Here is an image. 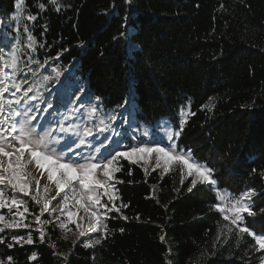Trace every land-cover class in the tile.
<instances>
[{
  "label": "trees",
  "instance_id": "16d2710c",
  "mask_svg": "<svg viewBox=\"0 0 264 264\" xmlns=\"http://www.w3.org/2000/svg\"><path fill=\"white\" fill-rule=\"evenodd\" d=\"M14 3L0 0V20L16 11ZM25 7L37 17L29 29L38 57L45 61L62 53L63 68L78 60L74 74L106 111L133 96L137 126H159L167 118L179 130V113L188 106L177 148L214 169L219 188L236 196L255 189V214H246L245 223L264 234V0H63L60 11L49 0H25ZM120 165L116 204L128 207L108 219L109 234L100 245L73 246L58 240L53 228L45 243L35 236L32 244L20 245L6 231L0 234V261L193 264L223 221L216 192L201 183L189 192L191 179L178 184L173 173L145 175L126 159ZM50 240L69 252L66 262ZM251 243L212 253L200 264H256ZM33 252L36 260L29 259Z\"/></svg>",
  "mask_w": 264,
  "mask_h": 264
},
{
  "label": "snow or ice",
  "instance_id": "6c2138e0",
  "mask_svg": "<svg viewBox=\"0 0 264 264\" xmlns=\"http://www.w3.org/2000/svg\"><path fill=\"white\" fill-rule=\"evenodd\" d=\"M49 2L55 6V11H60L58 0H49ZM24 5L25 0H15L14 7L17 15L13 19L17 22L21 20L25 12ZM38 7L41 10H45L46 8L44 4H39ZM26 19L35 21L37 17L35 15H28ZM16 32V48L10 53L11 62L10 64H5L4 67H0V117H3L0 119V126L8 123L10 118L3 115L5 104L11 106L14 102L18 105L21 99L28 97V94L34 90L37 92V95L31 96V100H36L38 95H40L36 85L33 84L26 90H23V96L15 101L5 99V93L10 91L5 83L8 76L5 68L12 69L13 79L11 87L15 89V91L11 92L13 97L22 91L24 84L28 83L27 79L19 81L15 79V75L23 71L19 67L18 53L21 50L19 26H17ZM24 32L27 33V48L35 53L37 49L36 38L29 31L27 25L24 26ZM39 47L43 48L44 44L40 43ZM61 54L59 53L55 59H58ZM29 63L40 64V61L29 56ZM47 63L48 61L45 60L44 64L46 65ZM25 66L27 67V65ZM31 71H33V75H36L34 70ZM52 72L56 73L57 77L60 75V72L55 67L52 68ZM42 79L48 82L54 78L45 75ZM96 99L99 100V97ZM48 107L51 108L52 104L48 103ZM118 107H123V105ZM205 107L207 108L208 105H205ZM11 115L18 116L20 113L14 112ZM86 115L89 119H99L100 125H102V127L98 126L101 134L111 130L110 124L106 123L103 118H100L99 109L96 106H91ZM188 115L189 113H184L185 119L181 121L178 131L167 132V141L171 142L174 138H179L183 131V125L187 122ZM191 115H195V113H191ZM118 116L122 118V114L120 113L110 114L107 120L114 123L118 119ZM31 119H35V117ZM122 123H127V120L122 118ZM27 125L28 122L25 121L19 128L16 127V124H12L10 128L0 129V210L7 209L10 214V218L8 219H6L5 215L0 214V233H3L6 229L30 228L31 224L25 221L27 215H33L35 224L40 226L39 239L41 242L45 239L42 227L44 224H55L63 233L73 232L70 225H75V230L78 232L77 240L81 237H89L83 241L82 246L84 248L100 245L104 239H107L109 234L106 222L111 218L109 213L112 211L120 213L121 207H128L127 204L121 203L120 206L116 204V201L120 199L117 195L116 184L123 183L115 175L122 170V165H120L121 159H126L131 164H141L145 175H147L149 172L147 165L155 157L154 167L151 170L161 169V177L163 174L170 172L174 165H179L181 167V184H183L184 178H192L188 187L189 192L198 183L210 185H215L216 183L213 179L214 169L197 162L190 150L186 153L177 152L172 143H169L168 146H162L163 140L141 141L140 144L128 150L121 151L114 149L107 155L102 154L101 148L98 147L93 149L95 154L90 153L87 156H82L81 160L83 162L81 160L66 161L63 154H57L54 150H49L44 137L36 138L34 129ZM60 131L69 132L73 131V129L61 128ZM6 132L12 134L10 138L3 134ZM76 135L80 137L77 146L85 145L89 143L86 138L92 136L93 131L91 128L85 127L82 134L76 132ZM142 135L148 137L149 133L145 131ZM109 143H111L110 140ZM101 147H104V145L102 144ZM32 164L39 170L38 177L28 171V166ZM41 179H46L47 183L41 185ZM33 184L35 185L34 188ZM49 184L54 185V195L51 194ZM6 189H11L14 193L29 196L35 204L40 205L39 214L30 213L27 203L16 196L8 195ZM61 193L64 195L61 196ZM216 195L222 203L215 205V208L219 213L223 214V220L227 221L220 233H218V238L220 235L225 234V230L228 234L238 230L237 246H239L240 241L243 239V234L247 233L254 239V244L251 247L255 251H264V234L258 235L249 228L242 226L245 220V213L248 215L255 214L251 208L252 197L257 195L255 189H249L237 197L220 191H217ZM54 200L57 201L56 207L52 206V201ZM46 212L50 216H53V219L42 221L41 217ZM123 219L127 220L128 217L123 216ZM136 219H139V216ZM120 231L123 232L124 229L121 228ZM92 234L98 235L93 237ZM64 238L67 239V235ZM12 239L15 243H33L30 233L27 239L23 236H13ZM160 239L163 241L164 237L161 236ZM3 242V238L0 237V243ZM75 243L76 241H73V246H75ZM12 246V244H8V247ZM29 259L36 260V253L33 252ZM64 259L66 262L67 256H64ZM7 261L8 264H11L12 257H8ZM260 261L261 264H264V256L260 258ZM0 264H5V262L0 261ZM167 264H171V261L169 260Z\"/></svg>",
  "mask_w": 264,
  "mask_h": 264
},
{
  "label": "rangeland",
  "instance_id": "374dc122",
  "mask_svg": "<svg viewBox=\"0 0 264 264\" xmlns=\"http://www.w3.org/2000/svg\"><path fill=\"white\" fill-rule=\"evenodd\" d=\"M62 1L63 0H58V6ZM16 15L17 12L15 11L9 19L2 18L0 20V67H4L5 64H10L11 62L10 53L16 48V28L17 26H19V39L21 49L18 53L19 67L23 69V71L18 72L15 75V79L17 81L27 79L28 83L24 84L22 91L18 92L16 96L13 97L11 95V92L15 91V89L11 87L13 79L12 69L5 68V72L8 73L5 83L10 89L8 93H5V99L15 101L16 99L23 96V90H26L33 84L36 85V88L39 90L40 95H38V98L36 100H31V96L37 95V92L34 90L33 92L28 94V97H24L23 99H21L20 104L18 105L14 102L11 106L5 104V112L3 115L9 116L10 118L8 123L0 126V129L10 128L12 124H16V127L19 128L21 124L27 121V126L34 129L36 138L44 137L48 144L49 150H54L57 154H63L66 161L81 160L82 156H87L90 153L95 154L93 152V149L98 147L101 148L102 154L107 155L114 149H119L121 151L128 150L129 148L140 144L141 141L149 142L153 139L163 140L162 146H168L169 143L174 144L177 152H188L183 150L181 151L177 148V138H174L171 142L167 141V132L178 131L169 119H163L160 122L159 126H137L135 120L136 105L135 103L131 102L130 98H128L127 103H125L120 109L116 111H106L99 100L93 98L90 95H86L85 92L87 89V85L85 83H81L82 80H80V77H77L74 74L77 68L78 60H75L68 67L63 68L62 66H59V58L55 59V57H57L55 56L53 58L47 59L48 63L45 65L44 61L38 57L37 49L36 52L33 53L30 49L27 48V33L24 32V26L27 25L29 29L31 21L26 19V17L29 15L26 11V7L25 12L19 22L13 19ZM128 31H132V29L129 28ZM29 56H31L33 59L39 60L40 64L29 63ZM25 65H27V67ZM54 67L57 68V70L60 72V75L58 77L56 76V73L52 72V68ZM30 69L34 70L36 75H33V71H31ZM69 74L75 76V80H73L72 82L69 79ZM45 75L53 77L54 79L45 82L42 79ZM48 103L52 104L51 108L48 107ZM93 105L99 109L100 118H103L106 123L110 124V131H105L101 134L98 126L102 127V125H100L99 119H89L87 117V111ZM207 105V109H209L211 107V103H208ZM14 112H19L20 115H11ZM186 112L189 113L188 106L184 107V109H182L179 113L180 122L185 119L184 113ZM113 113L122 114V118L126 119L127 123H122V118L119 116L114 123L108 121V115ZM32 117H35V119H31ZM2 118L3 117H0V119ZM85 127L91 128L93 131V135L86 138L89 143L77 146L79 144L80 137L76 135V132H80L82 134L83 129ZM61 128H72L73 131L62 132L60 131ZM145 131L149 133L148 137L142 135V133ZM3 134L9 136V138L12 135L11 133L7 132ZM109 140L111 141V143H109ZM102 144L104 145V147H101ZM154 160L155 157H153L152 161H150V163L147 165L149 171H152L151 169L154 167ZM195 160L197 162H200L197 159ZM81 162L83 161L81 160ZM200 163L207 165L203 162ZM139 165L141 166V164ZM156 170L159 171L161 174V169ZM28 171L37 177L39 176V170L34 166V164L28 166ZM169 173H173L175 182L181 184V167L179 165H174L173 169L170 172L163 174V176ZM188 179L192 178H184L183 183L187 182ZM40 183L41 185H44L45 183H47V181L46 179H41ZM210 186L216 193L217 191L227 192L231 196L237 197L236 195L230 193L228 190L219 188L217 182L215 183V185ZM34 187L35 185L33 184V188ZM49 188L51 190V194L54 195V185L49 184ZM6 193L10 196H16L17 198L24 200L27 203L30 213L36 214L32 210L31 206H29L30 204L38 207V209L40 208V205L35 204V202L32 201L29 196H24L20 193H14L11 191V189H6ZM63 195L64 194L61 193V196ZM221 203L222 202L218 199L217 204ZM52 206H57L56 200L52 201ZM109 206L111 207V205ZM0 214L5 215L6 219L10 218V214L8 213L7 209L0 210ZM246 214L247 213L244 214V217H246ZM109 216H117V212L112 211L109 213ZM221 216L223 218V214H221ZM50 219H53V216H50L47 212L41 217L42 221ZM25 222L31 224V227L28 229H6L4 231L5 233L0 234H6L9 231L12 237L23 236L25 237V239H27V236L30 233L32 235V238L37 236L39 239L40 226H37L35 224L34 216L27 215V219ZM106 222H108V220ZM225 223H227V221L223 220L222 224L218 229L217 235L211 244V247L203 251L196 259H194L193 264H200L204 258L209 257L210 255H212V253H216L218 251L224 252L225 250L231 251V249L241 248L244 243L247 242L248 239L252 241L250 247L254 244V239L250 237L247 233H244L243 239L240 241L239 246H237L236 239L238 230H235L233 233L230 234L226 233L225 230V234L220 235L218 238V233H220ZM242 226L249 228L246 225L245 220ZM42 227L45 233V239L43 242H41L39 239L40 243H45L47 238L52 237L51 228L57 230L59 234L58 240L61 241H70L72 243L73 241H76V243L83 244V241L89 238L81 237L79 240H77L78 232H76L75 230V225H70V227L73 229V232L68 233H63L55 224H44ZM65 235H67V239L64 238ZM96 235L98 234H92L93 237ZM17 244L26 245L27 243L21 242ZM48 245L55 251L57 257L64 259V256H69V252L60 251L58 249L55 240L48 241ZM53 245H55V247H53ZM253 253L257 255L256 264H261L260 258L264 256V251H255L253 249Z\"/></svg>",
  "mask_w": 264,
  "mask_h": 264
},
{
  "label": "water",
  "instance_id": "95a60500",
  "mask_svg": "<svg viewBox=\"0 0 264 264\" xmlns=\"http://www.w3.org/2000/svg\"><path fill=\"white\" fill-rule=\"evenodd\" d=\"M130 99H131V102H132L133 101V96H131Z\"/></svg>",
  "mask_w": 264,
  "mask_h": 264
}]
</instances>
